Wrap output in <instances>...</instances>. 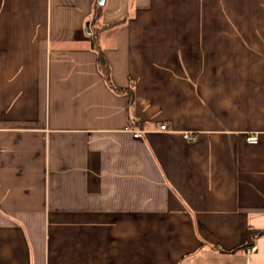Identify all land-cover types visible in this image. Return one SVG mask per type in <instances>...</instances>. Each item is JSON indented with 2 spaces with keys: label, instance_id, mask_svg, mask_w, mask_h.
I'll use <instances>...</instances> for the list:
<instances>
[{
  "label": "crops",
  "instance_id": "crops-1",
  "mask_svg": "<svg viewBox=\"0 0 264 264\" xmlns=\"http://www.w3.org/2000/svg\"><path fill=\"white\" fill-rule=\"evenodd\" d=\"M97 4L0 0V264H264V0Z\"/></svg>",
  "mask_w": 264,
  "mask_h": 264
},
{
  "label": "trees",
  "instance_id": "trees-1",
  "mask_svg": "<svg viewBox=\"0 0 264 264\" xmlns=\"http://www.w3.org/2000/svg\"><path fill=\"white\" fill-rule=\"evenodd\" d=\"M103 9H104V5L97 4L95 6L94 16H93V19L91 22V23H93V28H92V32L90 34V37H91V47L95 51H97V54H98L99 67L103 71V73L106 75V78L109 80L110 67H109L108 59H107V57H106V55L102 49V46H101V33H102V31H104L108 27L101 26L99 24L100 18H101L102 13H103ZM122 23H123V21H119V22L115 23L113 26L120 25ZM107 82L113 89H115L117 91H123L121 89L115 88L113 86L112 81H107ZM128 92H129V96H130L131 100H133V98H134L133 90L132 89L128 90ZM263 235H264V230L249 231L247 244L243 248H251L254 245L255 238L258 236H263Z\"/></svg>",
  "mask_w": 264,
  "mask_h": 264
},
{
  "label": "built area",
  "instance_id": "built-area-1",
  "mask_svg": "<svg viewBox=\"0 0 264 264\" xmlns=\"http://www.w3.org/2000/svg\"><path fill=\"white\" fill-rule=\"evenodd\" d=\"M160 129H161L162 131H165V132H166V131H168L169 127H168V125H167L166 123H163V124L161 125ZM141 135H142V134H141L140 131H138V132H136V133L134 134V136H135L136 138H140ZM184 137H185V139H186L187 141H191V142L197 141V139H198V137H197L196 135L192 134V133H186V134L184 135ZM248 141L251 142V143H257L258 139H257V138H254V137H250V138H248Z\"/></svg>",
  "mask_w": 264,
  "mask_h": 264
},
{
  "label": "water",
  "instance_id": "water-1",
  "mask_svg": "<svg viewBox=\"0 0 264 264\" xmlns=\"http://www.w3.org/2000/svg\"><path fill=\"white\" fill-rule=\"evenodd\" d=\"M105 1H106V0H99V4H100V5H104V4H105ZM87 31H88V33L91 32L90 29H89V26H88V25H87Z\"/></svg>",
  "mask_w": 264,
  "mask_h": 264
}]
</instances>
